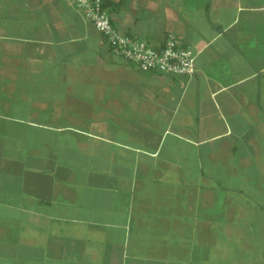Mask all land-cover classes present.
<instances>
[{
    "label": "crops",
    "instance_id": "obj_1",
    "mask_svg": "<svg viewBox=\"0 0 264 264\" xmlns=\"http://www.w3.org/2000/svg\"><path fill=\"white\" fill-rule=\"evenodd\" d=\"M104 1L196 74L141 72L74 0H0V264H218L264 217V0Z\"/></svg>",
    "mask_w": 264,
    "mask_h": 264
},
{
    "label": "built area",
    "instance_id": "obj_2",
    "mask_svg": "<svg viewBox=\"0 0 264 264\" xmlns=\"http://www.w3.org/2000/svg\"><path fill=\"white\" fill-rule=\"evenodd\" d=\"M74 1L83 16L104 38L113 54L141 72L187 78H192L196 74L194 54L174 35H168L162 47L153 48L146 41L122 35L105 10L104 0Z\"/></svg>",
    "mask_w": 264,
    "mask_h": 264
},
{
    "label": "rangeland",
    "instance_id": "obj_3",
    "mask_svg": "<svg viewBox=\"0 0 264 264\" xmlns=\"http://www.w3.org/2000/svg\"><path fill=\"white\" fill-rule=\"evenodd\" d=\"M260 206L262 207L260 204L252 206L253 226L248 227L247 222H243L242 242L227 238L226 252L223 256L221 253L218 255V264H264V217Z\"/></svg>",
    "mask_w": 264,
    "mask_h": 264
},
{
    "label": "trees",
    "instance_id": "obj_4",
    "mask_svg": "<svg viewBox=\"0 0 264 264\" xmlns=\"http://www.w3.org/2000/svg\"><path fill=\"white\" fill-rule=\"evenodd\" d=\"M103 6H104V8H105V10H106L107 7H108V4L106 3V1H104Z\"/></svg>",
    "mask_w": 264,
    "mask_h": 264
}]
</instances>
